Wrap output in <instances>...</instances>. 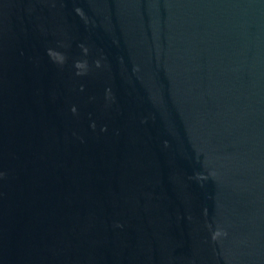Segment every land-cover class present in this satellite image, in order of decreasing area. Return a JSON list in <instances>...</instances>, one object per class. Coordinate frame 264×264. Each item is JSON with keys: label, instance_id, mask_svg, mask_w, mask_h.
Masks as SVG:
<instances>
[{"label": "water", "instance_id": "95a60500", "mask_svg": "<svg viewBox=\"0 0 264 264\" xmlns=\"http://www.w3.org/2000/svg\"><path fill=\"white\" fill-rule=\"evenodd\" d=\"M0 264H264V0H0Z\"/></svg>", "mask_w": 264, "mask_h": 264}, {"label": "clouds", "instance_id": "9594fccd", "mask_svg": "<svg viewBox=\"0 0 264 264\" xmlns=\"http://www.w3.org/2000/svg\"><path fill=\"white\" fill-rule=\"evenodd\" d=\"M84 52L87 53V49H86V48L84 49ZM60 59H61V63H63L64 58L61 57ZM80 66H82V65H80V64L78 63V64H77V67H80ZM97 66H99V63H98V62H97ZM77 75H81V73H77ZM75 111H76V109L73 107L72 112L75 113ZM224 234H225V233H223V231H222L221 229L217 228V229H216L215 231H213V233H212V239H213V240H216L218 237H220V236H222V235H224Z\"/></svg>", "mask_w": 264, "mask_h": 264}]
</instances>
